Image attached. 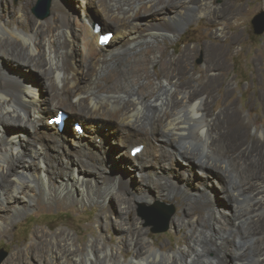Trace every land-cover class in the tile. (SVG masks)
<instances>
[{"label": "bare ground", "instance_id": "6f19581e", "mask_svg": "<svg viewBox=\"0 0 264 264\" xmlns=\"http://www.w3.org/2000/svg\"><path fill=\"white\" fill-rule=\"evenodd\" d=\"M34 1L0 0V238L40 202L48 210L61 202L102 210L99 235L86 244L70 230L43 227L4 264H264V133L246 145L245 130L229 129L202 97L219 80L206 79L207 71L227 68L234 41L185 43L179 57L165 54L187 20L236 21L242 4L227 12L214 0H78L81 16L70 21V1L51 0L48 18L31 12ZM198 53L208 64L195 79L188 64ZM59 113L73 130L66 120L62 131L51 122ZM116 160L122 166L114 173ZM217 191L224 201L214 200ZM238 193L263 200L240 202ZM176 196L186 200L172 227L187 233L182 248L164 250L129 215ZM110 225L117 243L102 233Z\"/></svg>", "mask_w": 264, "mask_h": 264}, {"label": "rangeland", "instance_id": "374dc122", "mask_svg": "<svg viewBox=\"0 0 264 264\" xmlns=\"http://www.w3.org/2000/svg\"><path fill=\"white\" fill-rule=\"evenodd\" d=\"M19 1L20 0H13L15 4H18ZM68 1L71 2V4L68 2L70 6H68L69 4L64 0L69 7L67 10V18L72 20L74 16H81V2L78 0ZM213 2L214 6L218 7L223 5V2H226L225 8H227V12H230L232 8L240 3L245 8V14L243 13L242 16H238V20L236 21L235 17L232 15L228 16V20L224 21H219L218 19L212 20L207 18V15L201 18L189 19L182 26L181 34L174 37L173 40L165 42L167 45L165 54L171 55L172 57H179V53L184 48L183 46L185 43L192 46L196 44H228L234 41L226 56L227 68L225 70H216L212 68L207 71L205 75L206 79L217 76L219 80L218 85L216 84L210 87L208 93H204L202 97L207 101L209 100L208 108L214 116L224 113L226 121L231 122L229 129L233 126H241L245 130L243 142L246 145H253L257 140L259 132L264 133V33L260 35L255 34L251 21L255 15L264 12V0H214ZM39 3L40 0H35L31 6V12L35 16H38L36 10L38 9ZM46 3L49 4V14L41 18H48L50 16L52 7L51 0H43V4ZM93 20L96 21L95 18H93ZM227 23H229L228 26L225 25ZM222 25H224V32L219 35L220 33H216V29L222 27ZM108 31L112 32L111 30ZM203 53H198L188 64V70L190 73L194 74L193 77L195 79L201 76V72L205 71L208 64V62L206 64L204 61L205 58L203 57ZM255 57L258 58L255 60L256 62L252 60ZM160 71V65H155V73ZM39 86L40 94L43 95L44 85L41 84ZM226 91L230 92L227 96L224 95ZM231 101L235 102L234 108L230 105ZM233 113H237L238 118H235ZM52 115L51 118L54 117ZM67 124L71 127V121L68 117L66 118V126ZM225 127L226 125L224 124V128L220 130L221 133L227 131ZM119 136L120 135L117 137ZM125 136L127 137V135ZM125 136L121 137L125 138ZM117 137L109 140L115 142ZM113 148L112 159H115L114 156L120 151L116 150L118 148L117 144H113ZM181 155L186 156L183 152ZM126 164L128 163L125 162V165ZM113 165H111L112 172H114V170L118 172L122 166V161L116 160ZM183 167H185L184 162L182 163L179 161L178 168L183 170ZM108 171L107 173H109ZM192 171L194 180L201 178L202 175L200 171L197 169ZM101 172H103L102 169ZM253 172L259 173L260 168L255 167ZM103 175H101L102 177L100 176L101 179ZM132 180L137 183L139 178L135 175L132 177ZM134 181H131V183L134 184ZM213 198L216 202L224 201V198L218 191L213 195ZM185 200L186 199L181 196H176L174 200L164 199L147 205L140 204L132 214L129 215V219L132 220L134 216H138L146 226V219H144L140 213L149 211L156 203L172 207L174 213L168 221L165 231L155 232L153 231V225H147L146 227L149 231V238L154 240L156 246L162 247L164 250L177 249L178 247L182 248L184 245L182 239L185 237L187 229L176 231L172 227L171 222L176 218L180 210V204ZM237 200H241L240 202H257L263 199L258 196H253L252 194L249 196L248 193H238ZM69 205V203L65 204L61 202L57 207L48 210L46 205L40 202L34 210L23 215L18 221L13 222L7 229V236L0 238V264H4L6 260L13 255L15 249L23 248L28 245L30 243L31 233L35 229L43 227L46 229L49 227L50 231L53 232L67 229L77 236L80 241L79 243L85 244L90 239L96 238L99 235L96 215L102 210L101 203H78L73 206ZM105 221L111 223V219H104V222ZM102 233L106 235V241L108 243H117L118 232L114 227L110 225L108 229L103 228Z\"/></svg>", "mask_w": 264, "mask_h": 264}, {"label": "water", "instance_id": "95a60500", "mask_svg": "<svg viewBox=\"0 0 264 264\" xmlns=\"http://www.w3.org/2000/svg\"><path fill=\"white\" fill-rule=\"evenodd\" d=\"M49 4H43V0H40L38 5L37 15L39 17H46L49 14ZM255 34L264 33V12H261L254 16L251 21ZM174 211L172 207L156 203L152 209L147 212L140 213L144 219H146V226L153 225L155 232H162L167 229V223L173 215ZM1 259V255H0Z\"/></svg>", "mask_w": 264, "mask_h": 264}, {"label": "trees", "instance_id": "16d2710c", "mask_svg": "<svg viewBox=\"0 0 264 264\" xmlns=\"http://www.w3.org/2000/svg\"><path fill=\"white\" fill-rule=\"evenodd\" d=\"M126 139V138H125Z\"/></svg>", "mask_w": 264, "mask_h": 264}]
</instances>
